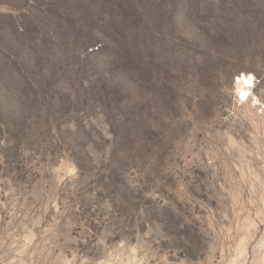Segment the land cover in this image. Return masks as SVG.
Returning a JSON list of instances; mask_svg holds the SVG:
<instances>
[{"label": "rangeland", "instance_id": "obj_1", "mask_svg": "<svg viewBox=\"0 0 264 264\" xmlns=\"http://www.w3.org/2000/svg\"><path fill=\"white\" fill-rule=\"evenodd\" d=\"M0 264H264V0H0Z\"/></svg>", "mask_w": 264, "mask_h": 264}, {"label": "bare ground", "instance_id": "obj_2", "mask_svg": "<svg viewBox=\"0 0 264 264\" xmlns=\"http://www.w3.org/2000/svg\"><path fill=\"white\" fill-rule=\"evenodd\" d=\"M254 77L252 75H243L240 80V87L238 90L239 97L247 99L251 94L250 90L253 87Z\"/></svg>", "mask_w": 264, "mask_h": 264}]
</instances>
